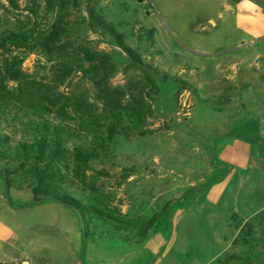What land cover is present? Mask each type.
<instances>
[{
	"label": "rangeland",
	"instance_id": "obj_1",
	"mask_svg": "<svg viewBox=\"0 0 264 264\" xmlns=\"http://www.w3.org/2000/svg\"><path fill=\"white\" fill-rule=\"evenodd\" d=\"M242 1L0 0V36L47 32L59 18L73 32L53 54L0 44V129L17 142L23 122L42 120L58 128L69 155L91 153L64 189L96 230L131 236L84 238L64 205L23 207L31 200L25 185L8 189L10 207L0 169V264H212L227 249L260 250L232 245L244 222L255 238L264 234V0H244L259 10L238 16ZM96 15L157 86L147 90L153 111L136 130L120 128L145 76ZM15 61L19 81L7 77ZM238 142L252 146L246 167L219 157Z\"/></svg>",
	"mask_w": 264,
	"mask_h": 264
},
{
	"label": "trees",
	"instance_id": "obj_2",
	"mask_svg": "<svg viewBox=\"0 0 264 264\" xmlns=\"http://www.w3.org/2000/svg\"><path fill=\"white\" fill-rule=\"evenodd\" d=\"M95 18L97 24L110 34L116 45L126 55L130 65L142 71L145 76L144 89L133 100V108H130L128 114L130 117L129 125L120 128L122 133L127 130H136L142 123V119L153 111L148 103L151 99L147 90L150 89L155 92L157 86L144 70L147 66L141 62L135 51L121 41L120 36L110 24L97 15ZM72 35L73 32L68 29L67 22L59 18L50 25L47 32H41L37 26H32L28 29L11 30L7 34L0 36V44L7 43L19 47L37 45L47 54H53L60 51L58 48L61 42L69 43ZM75 45L80 48L82 44L75 41ZM87 53L86 51L85 54ZM100 70L104 75L106 74V68H101ZM6 72L8 79L19 81L22 77L19 61L11 63L6 68ZM20 129L21 138L17 142H13L7 132L0 129V169L5 183V197L8 205L15 208L7 193L11 185H25L30 191L31 200L23 207L36 205L47 199L52 200L74 212L84 238H89L92 241L105 240L130 243L131 236L121 237L112 230H96L88 217L87 209L64 189V181L67 175L70 172L74 175H79V173L87 169L88 161L94 158L92 154H89L88 151L82 152L80 149H76L69 155L64 149L58 128L45 121L27 120L22 123ZM112 133L113 131H110L109 135ZM197 139L201 143H209V139L204 140L201 136H197ZM237 243L243 247H248L247 249L260 247V250H257V253L254 254L247 250L243 256H237L227 249L212 264H234L233 262L264 264V234L255 238L253 228L244 222L238 228L232 245Z\"/></svg>",
	"mask_w": 264,
	"mask_h": 264
},
{
	"label": "crops",
	"instance_id": "obj_3",
	"mask_svg": "<svg viewBox=\"0 0 264 264\" xmlns=\"http://www.w3.org/2000/svg\"><path fill=\"white\" fill-rule=\"evenodd\" d=\"M255 8H256V5H254L253 3L249 2V1L243 0L242 2L236 4L235 12L238 13V16H242L245 14H249L250 12L255 13L256 11L259 10L258 8H256V9ZM253 9H255V10H253ZM253 16L256 17L255 15H253ZM262 16H264V14H262ZM259 137L261 138L262 141H264V121H262V120H261V126H260V131H259ZM257 143H259V142H257ZM225 146H226V144L224 145V147ZM251 147L252 146H250V145L248 146L244 142L234 143L233 145L227 146L226 148L221 150L219 153V157L220 158L229 157V158H231V161L234 164H236V166H239L240 168L246 167L249 164V160L251 157L250 156Z\"/></svg>",
	"mask_w": 264,
	"mask_h": 264
}]
</instances>
